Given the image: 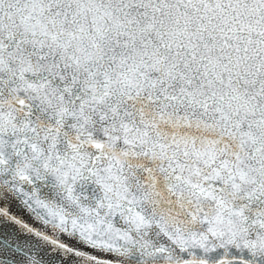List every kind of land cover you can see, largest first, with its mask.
I'll return each instance as SVG.
<instances>
[{"label":"snow or ice","instance_id":"6c2138e0","mask_svg":"<svg viewBox=\"0 0 264 264\" xmlns=\"http://www.w3.org/2000/svg\"><path fill=\"white\" fill-rule=\"evenodd\" d=\"M16 200L45 264H264V0H0Z\"/></svg>","mask_w":264,"mask_h":264},{"label":"water","instance_id":"95a60500","mask_svg":"<svg viewBox=\"0 0 264 264\" xmlns=\"http://www.w3.org/2000/svg\"><path fill=\"white\" fill-rule=\"evenodd\" d=\"M35 187L41 196L46 198L52 197V189L46 186L45 182H38ZM0 207L6 208L12 215L21 216L26 222L34 224L38 228L42 227L39 221L34 220L30 215L26 214V210L23 209L22 204L18 200L14 201L12 204L4 203L0 205ZM3 219V217H0V221ZM57 238L62 239L60 237ZM68 239L71 240L72 238ZM62 242L66 241L62 240ZM0 248L19 249L26 253L27 256H35L40 261V264H45V258L49 252L61 253V250L57 249L55 245H51L47 242L35 241L30 234L16 231H0ZM74 264H83L82 258H78Z\"/></svg>","mask_w":264,"mask_h":264}]
</instances>
